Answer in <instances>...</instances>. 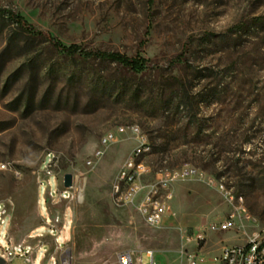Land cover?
<instances>
[{
    "label": "rangeland",
    "instance_id": "obj_1",
    "mask_svg": "<svg viewBox=\"0 0 264 264\" xmlns=\"http://www.w3.org/2000/svg\"><path fill=\"white\" fill-rule=\"evenodd\" d=\"M2 9L65 46L148 61L130 71L65 55L0 16V206L11 243L46 250L35 264L51 256L57 264H115L122 251L149 264L148 250L156 264H187L193 255L211 263L223 247L244 246L264 230V27L231 30L264 16V0H0ZM118 126L138 127L151 148L140 198L158 186L156 174L198 173L158 189L168 206L158 227L139 215L140 198H112L137 146L127 133L101 147ZM66 174L79 199L50 198L47 182L62 191Z\"/></svg>",
    "mask_w": 264,
    "mask_h": 264
},
{
    "label": "built area",
    "instance_id": "obj_2",
    "mask_svg": "<svg viewBox=\"0 0 264 264\" xmlns=\"http://www.w3.org/2000/svg\"><path fill=\"white\" fill-rule=\"evenodd\" d=\"M130 133L137 146L132 151L131 156L124 162L119 170L117 179H123V188H116V184L112 188V198L116 204L128 205L137 201L143 190L146 188L141 185L140 179L150 174V167L146 165L143 158L150 154V145L145 134H142L136 127L118 126L113 130L106 132L100 139L102 148L111 144H116L122 140V137ZM102 150H97L95 156H100ZM198 175L197 171L192 167H183L174 171H166L156 174L155 180L158 186H151L144 193L137 203V211L144 223L150 227H158L162 224L165 215L167 214L168 206L164 201L156 198L159 188L167 187L172 181L187 180ZM48 196L50 198H59L63 200L79 199L81 189L76 187L75 181L72 178L70 188H63L62 191L52 189L49 182ZM155 187V189H154ZM219 190H224L222 186ZM171 195L166 196V200L170 199ZM44 229L48 231V235L54 238V242L58 248H61L58 236H56V225L49 218L44 219ZM5 226L6 231L0 234V240L5 244V247L0 248V261L3 264H8L14 259H27L33 255L31 264H35V259L39 254L41 261L45 259L46 250L43 246L33 248L27 244H13L8 240V219L5 215L4 208L0 206V227ZM227 224H222L220 229H226ZM44 236L43 233H32L29 238L40 239ZM146 257L149 259V264H156L152 251H145ZM142 262L141 255L132 251H122L116 255L115 264H135ZM203 260L196 256H189L187 264H199ZM213 264H264V230L255 233L244 246L223 247L217 257L211 261ZM50 264H57L55 258L51 256L48 260Z\"/></svg>",
    "mask_w": 264,
    "mask_h": 264
},
{
    "label": "trees",
    "instance_id": "obj_3",
    "mask_svg": "<svg viewBox=\"0 0 264 264\" xmlns=\"http://www.w3.org/2000/svg\"><path fill=\"white\" fill-rule=\"evenodd\" d=\"M0 16H5L9 25H14L16 29L26 31L29 34V36H37V37L44 38L56 51L61 52L65 55H70V56L80 55L84 57L99 59L102 61H110L112 63L119 65L123 69H127L130 71H143L147 68L148 61L140 56L128 57L124 54H120L117 52L86 51L78 45L65 46L61 44L59 41L53 39L52 37L45 36L42 33L36 31L20 15H17L11 11L2 9L0 10ZM249 26L250 27H264V16L254 17L250 21V23L245 22L243 24H238L235 27H233L231 30L235 29L234 31L236 32H241V31L244 32ZM13 43H15L14 39L12 37L8 38L6 49H8V47H10ZM121 94L122 93H118L115 98L120 99L122 96ZM112 96H113V93H108L106 98L111 99ZM112 100H115V99H112Z\"/></svg>",
    "mask_w": 264,
    "mask_h": 264
},
{
    "label": "water",
    "instance_id": "obj_4",
    "mask_svg": "<svg viewBox=\"0 0 264 264\" xmlns=\"http://www.w3.org/2000/svg\"><path fill=\"white\" fill-rule=\"evenodd\" d=\"M72 184V175L71 174H66L63 176V187L64 188H70ZM0 264H3L0 261Z\"/></svg>",
    "mask_w": 264,
    "mask_h": 264
},
{
    "label": "bare ground",
    "instance_id": "obj_5",
    "mask_svg": "<svg viewBox=\"0 0 264 264\" xmlns=\"http://www.w3.org/2000/svg\"><path fill=\"white\" fill-rule=\"evenodd\" d=\"M131 127H136V126H131ZM136 128L139 129L138 127ZM116 188H123V179H117ZM135 264H141V262H135Z\"/></svg>",
    "mask_w": 264,
    "mask_h": 264
},
{
    "label": "crops",
    "instance_id": "obj_6",
    "mask_svg": "<svg viewBox=\"0 0 264 264\" xmlns=\"http://www.w3.org/2000/svg\"><path fill=\"white\" fill-rule=\"evenodd\" d=\"M203 263H205V262H203ZM205 264H213V263L211 262V263H205Z\"/></svg>",
    "mask_w": 264,
    "mask_h": 264
}]
</instances>
